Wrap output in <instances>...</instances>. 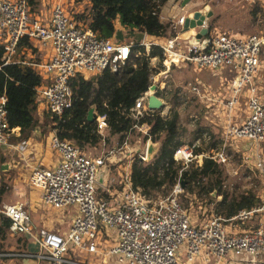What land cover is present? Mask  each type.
I'll list each match as a JSON object with an SVG mask.
<instances>
[{
	"label": "built area",
	"instance_id": "obj_1",
	"mask_svg": "<svg viewBox=\"0 0 264 264\" xmlns=\"http://www.w3.org/2000/svg\"><path fill=\"white\" fill-rule=\"evenodd\" d=\"M256 1L264 8V0ZM63 3L64 0L53 3L45 0V5H51L49 13L32 14L28 0H0V44L5 48L6 63L18 62L39 71L44 80L37 87L40 108L61 116L73 103V78L79 74L87 78V73L98 75L107 68L116 71L130 59L135 44L144 46L147 53L152 46H158L165 55L159 73L162 78L152 69L149 88L137 98L130 112L131 117L138 120L135 128L146 136L151 127L140 122L145 115L156 112L167 118L171 114L163 96L167 83L162 81L170 76L172 67L189 64L212 70L217 75L216 69L233 67L236 75L231 81L221 78L218 87L227 97L222 106L223 111L227 109L221 135L223 147L212 150L210 155L209 151L196 153L200 146L197 139L192 145L181 144L174 157L183 164V170L195 160H199L197 166H202L203 157L222 164L227 162L229 143L233 147L250 141L246 157L264 180V80H256L258 71L264 67V31L239 36L216 28L210 30L209 18H206L198 27L199 32L207 29L206 34L201 38L192 35L193 39H184L181 33L187 30L184 26L188 17L183 14L170 21L174 35L157 37L158 43L147 41V37L141 44L117 43L115 35L102 37L88 22L81 20L80 8L74 7L68 12ZM160 18L169 21L162 12ZM24 38H28L34 48L24 47L22 51H29L32 56L28 60L16 59ZM43 48L48 56L40 53ZM36 54H40V60ZM191 91L205 101L213 102L217 98L216 90L205 83L191 84ZM152 95L164 103L162 109L150 108ZM240 96L245 98L247 106V115L241 122L242 114L236 110ZM95 115L97 130L106 144L107 116L99 115L96 108ZM19 132L20 127L10 126L7 96L0 95V146L23 157L28 140L13 142ZM211 138L210 133H204V139ZM49 140L58 161L53 167L36 165L28 184L41 191L44 205L57 211V217L74 210L68 230L37 228L25 203L0 206V213L10 219L11 235L28 237L39 244L40 251L30 256H36L45 264H91L77 258L83 251L95 255L94 258L102 254L105 264L112 261L118 264H264V194L263 202L257 207L241 209L229 218L212 212L195 223L180 199L185 192L181 176L167 196L153 199L133 187L132 162L123 173L120 170L119 189L114 188L116 178L111 179L110 173L106 184L97 181L99 168L112 162L116 156L114 151L108 156H89L70 140L61 139L55 131ZM151 141L149 137L146 147L137 151L143 162H149L147 149ZM125 152L131 154L132 150ZM100 186L108 191L109 198H98ZM48 213L50 215L49 210ZM110 237L116 244L104 251Z\"/></svg>",
	"mask_w": 264,
	"mask_h": 264
},
{
	"label": "trees",
	"instance_id": "obj_2",
	"mask_svg": "<svg viewBox=\"0 0 264 264\" xmlns=\"http://www.w3.org/2000/svg\"><path fill=\"white\" fill-rule=\"evenodd\" d=\"M44 1L28 0L29 12L41 13ZM73 1L80 4L85 0ZM168 1L90 0L88 10H82L79 16L102 37H113L118 22L126 29L145 31L155 37H167L169 34L174 35V32L170 22L161 20L160 13ZM24 47L34 48V45L28 38H24L20 42L19 51ZM154 57L162 62L164 51L158 46H152L151 52L147 53L144 46L135 44L130 59L116 71L107 68L91 78L79 74L71 81L72 106L59 116L47 109L39 110L37 87L44 83L39 71L33 66L18 62L6 63L5 48L0 44V95L7 96L10 126L20 127V131L28 135L37 127L45 134L54 130L61 139L70 140L84 152L98 147L102 142L97 122L88 120L89 110L95 107L99 115L107 116V140L117 136L118 142L122 144L136 130L138 120L131 117L130 112L137 98L150 86L153 69L151 59ZM140 122L151 127L145 139L151 137L153 142H160V148L149 162H143L138 156L134 158L131 176L135 189L139 188L147 196L154 197L162 190L171 192L181 176L186 182L185 196L205 195L210 201H213L214 193L222 196L217 201L216 211L227 218L236 215L241 209H252L263 202L262 188L260 191L250 189L239 193L225 190L222 171L218 163L210 157L204 159L202 166L183 170V164L178 163L174 157L176 149L182 144L178 111H174L167 118L156 112L150 113ZM211 133L215 136L214 131ZM200 150L202 149H197L196 153H200ZM6 160V156L0 155V164ZM3 190L1 188L0 193ZM99 190L100 188L97 191L98 198L106 199V193L99 195ZM10 223V219L0 213L1 238L6 239Z\"/></svg>",
	"mask_w": 264,
	"mask_h": 264
},
{
	"label": "rangeland",
	"instance_id": "obj_3",
	"mask_svg": "<svg viewBox=\"0 0 264 264\" xmlns=\"http://www.w3.org/2000/svg\"><path fill=\"white\" fill-rule=\"evenodd\" d=\"M172 1L175 5H177L179 8H183L184 4L182 5L180 2L176 0H169ZM168 1V2H169ZM65 3L64 6L68 12L74 7H76V4L73 3V0H64ZM167 2V3H168ZM167 3L163 6L166 7ZM208 6L206 7L207 11H211L213 14L209 18V28L210 30H213L214 28L226 31L229 33H234L239 36H247L249 34H257L262 33L264 31V8L263 6L257 2L256 0H207ZM190 4V3H189ZM187 4V5H189ZM88 5V4H87ZM87 5H83L81 10L86 11ZM185 5V8L187 7ZM48 8V7H47ZM162 8V9H163ZM42 9H45L44 7ZM203 11L205 9H202ZM256 14H254V12ZM174 18L179 17V14L168 16V18ZM169 22V21H166ZM198 30V28H196ZM184 33V32H182ZM181 33V34H182ZM189 33L193 34V30L190 32L188 31L186 35ZM199 33V30L196 32ZM195 33V34H196ZM192 34L186 37H182L184 39H193ZM171 35L169 34L170 37ZM182 36V35H181ZM163 38V37H162ZM159 38L155 36L147 37V41H154L158 43ZM41 54L48 56V52L46 49H42L40 51ZM32 55L28 52L18 51V54L16 55V59H25L28 60L31 58ZM263 63H264V55L262 57ZM151 62L154 63L153 69L155 71V74L158 75L159 79L162 78L160 71L162 69L161 61L158 57L152 58ZM163 65V64H162ZM188 65V64H186ZM181 65L179 67H172V70L169 72L170 76H168L167 79H164L162 82H166V90L164 92V98L166 100V103L168 104V109H170L171 113L174 111H178L180 113V125H181V136L180 139L184 143H187L189 145H192L195 143L197 139H200V150L208 152L209 155L212 150H216L218 148L223 147V142L221 139L222 130H224V127L220 126L219 122L222 120H218V116L212 111V109L205 107L201 102L199 101V96H197L195 93L191 92L188 89V84L191 80H193L197 75H211L212 70L207 69H199L194 66H184ZM218 74L222 77H228V80H232L233 77L236 75V70L233 67H224L216 69ZM87 78H91L94 75L91 73L86 74ZM220 79V77L218 76ZM256 80L261 81L264 80V67L258 71L256 75ZM210 83V82H209ZM239 105L236 107V110L240 111L242 114V117H246L247 113V106H246V100L244 97H239ZM227 112V109L224 111V114ZM222 127V128H221ZM53 131V130H51ZM214 131L215 136H212ZM108 132L105 133L106 137V144L101 142V144L96 148H90L85 150L84 152L89 156H97V155H106L108 156L110 151H114L115 157L112 160V162H108L107 165L110 166V178H116V184H114V188H120V170L121 173H123L126 169L129 168L130 162L133 163V160L135 157L138 156L137 151H142L147 144V140L145 139V134L136 129L135 131H132L124 140L122 144H120L118 141L119 139L117 136L112 137L110 141L107 140L108 138ZM204 133H210L212 138L204 139ZM126 142V144H125ZM153 142V141H151ZM159 144L160 142H155ZM215 143V145H214ZM244 142L238 143L234 145L233 147L229 145V150L226 147V151L228 154L227 162L218 164L219 169L222 171V178H223V184L224 189L229 191V193H239L245 190L255 189L256 191H260L261 188L263 189L262 194L264 193V180L261 177L259 171L256 170V168L253 166L252 162L250 163L248 161V158L246 157L247 151L245 146L243 145ZM197 148V149H199ZM4 148L0 146V155L2 157L1 151ZM128 149L132 150V153H126ZM262 150L264 151V142L262 143ZM7 152V151H6ZM14 158H17L19 161V158L17 155L14 156ZM207 158V157H206ZM8 159V157H6ZM203 159H205L203 157ZM204 163V160L201 161ZM9 163L7 160L4 163L0 164V189L3 188L4 190L0 193V206H2L3 203L8 202H17L20 201L22 198L19 193H31L33 191V188L30 187L28 184L30 174L33 169H30V171H27L26 177L23 175H20L21 172H25V169H22L21 172H16L14 169H1L3 164ZM199 163L198 161H194L187 169H190L192 167H199L197 165ZM21 166V165H20ZM132 169V167H131ZM119 170V171H118ZM18 176H21V180L17 178ZM23 182V183H22ZM25 188H23V187ZM19 193H18V192ZM106 193L107 198L110 197V194L108 191L105 190L103 186H100V190L98 192L99 195H102ZM170 192H167L166 190H162L159 193L156 194V196L152 197L153 199L158 197H165ZM183 192L180 196V199L184 205L185 208L188 209L191 217L193 220H195V223L201 222L204 218L211 215V213H217L216 211V204L217 201L222 199V196H217L216 193L213 194V201L209 199V197L204 196H197V195H189L184 194ZM4 205V204H3ZM45 209V213L48 216L57 217L53 209L45 206L43 207ZM48 210L50 212V215L48 213ZM30 214L33 216L34 219L36 217H39L38 212L36 211H29ZM52 213V214H51ZM66 216V220L69 221L72 220L74 210L70 209L66 213H64ZM69 215V216H68ZM112 237H114V234H111ZM108 242L104 247V251L110 250L116 242H114L111 237L110 239H107ZM34 241L29 239L28 237L24 236H13L10 234L7 235L6 239H3L0 237V253H36L38 250V247L32 248L27 247L28 243ZM27 245H26V244ZM95 256V255H94ZM94 256H90L84 251L82 252L81 256H78L77 258L82 260L86 259L91 264H105L104 263V256L102 254H99L97 258H94ZM29 256H10V257H4L0 256V264H34L33 259H29ZM93 262V263H92ZM112 264H118L116 261H112ZM185 264H194L190 262H186Z\"/></svg>",
	"mask_w": 264,
	"mask_h": 264
},
{
	"label": "crops",
	"instance_id": "obj_4",
	"mask_svg": "<svg viewBox=\"0 0 264 264\" xmlns=\"http://www.w3.org/2000/svg\"><path fill=\"white\" fill-rule=\"evenodd\" d=\"M57 0H50V2H55ZM185 0H182L180 3L183 5V8H179L177 5H175L174 3H172V1H169L166 5V7H164L162 9V13L164 15L171 16V15H175V14H179L183 15V14H187V17H190V14L195 13L196 11H202V9H206V7L208 6L207 0H188L186 3H184ZM74 3V1H73ZM190 3V4H189ZM76 7L79 9H81L83 7V5H90V0H85L84 2L78 4L75 3ZM189 4V5H187ZM185 5H187V7L185 8ZM43 7L45 9H42L41 12L43 14H48L49 13V9L51 7L50 4H43ZM48 7V8H47ZM177 18V17H176ZM169 22L172 20H175L174 16H172V18L168 19ZM119 29H123L126 30V28H124L123 26H121V24L118 22L116 24V31ZM193 30V34L189 33L188 35H186V33L189 31ZM198 30L195 28H191L189 30H185L184 33H182V37H186L188 38V36L190 34L197 35ZM196 33V34H195ZM147 37H150V35L147 34ZM28 53H30L29 51H27ZM31 55V53H30ZM36 56L39 57L38 54H36ZM184 66H189L186 64H182ZM183 66V67H184ZM192 66V65H191ZM218 76L220 77V79L218 78ZM221 78L224 79H228V77H222L219 74L217 75L216 73L214 74V72H211V75L207 76L204 74L203 75H197L193 80H191L188 84V89L191 91V84H196V83H205L210 85L211 87H213L214 90H216V95L217 98L216 100H214L213 102H209V101H205V99H199V101L201 102V104H203L205 107H208L210 109H212V111H214V113L218 116V120L222 119L219 124L220 126L225 128L226 125V121H225V117L226 115L224 114L223 111V103L225 100H227V97L225 94V91H221L218 89V87L220 86L221 83ZM210 82V83H209ZM218 91V92H217ZM192 92V91H191ZM222 92V93H220ZM220 96V98L218 97ZM39 110H44L42 108L39 107ZM245 117H243V119H240L239 122H241L242 120H244ZM238 121V119H237ZM221 127V128H222ZM224 131V130H222ZM53 131H49L48 133H44L43 130L40 127H37L34 129V131L32 132L31 135H28L26 132H19V134L17 136L14 137L13 142L17 143L18 141L22 140V139H27L28 140V146H27V150L23 153V157H21L22 155L19 153H15V151H8L7 149H3L1 151L2 155L8 157L7 161L9 163L7 164H3L2 166L4 167V169H14L16 172H21L22 169H25V172H21L20 175H23L24 177H26L27 175V171L29 172L30 169H33L36 165L38 164H44L48 167H53L56 165L57 161H58V155L53 151L51 145H50V136L53 134ZM182 141V139H181ZM184 142L182 141V144ZM7 151V152H6ZM17 155L19 158V161L17 158H14V156ZM21 165V166H20ZM17 178H19V180H21V176H18ZM23 183V182H22ZM23 187V186H22ZM25 188V187H23ZM18 192V191H17ZM19 193V192H18ZM19 195L22 197L20 199V201L17 202H8V203H3V204H14V203H25L26 207L29 211H36L38 212L39 217H36V219L33 218V223L37 228L40 227H47L50 229H59L60 231H66L68 230L70 224H71V219L69 221H67L65 218L67 216V214H63L60 217H52V216H48L45 213V209L43 207H45L42 197H41V191L38 189H33V191L31 193H24L23 190L21 193H19ZM2 204V205H3ZM69 216V215H68ZM34 248L38 247V250L40 251V246L39 244L34 240L28 243L27 247H31ZM37 251V252H39ZM36 252V253H37ZM29 254H35V253H14V252H10V253H0V256H4V257H10V256H29V259H33L34 264H45L42 260H40L39 258H37L36 256H30ZM231 264H235V263H231Z\"/></svg>",
	"mask_w": 264,
	"mask_h": 264
},
{
	"label": "water",
	"instance_id": "obj_5",
	"mask_svg": "<svg viewBox=\"0 0 264 264\" xmlns=\"http://www.w3.org/2000/svg\"><path fill=\"white\" fill-rule=\"evenodd\" d=\"M188 0H185L184 3H186ZM207 9V8H206ZM202 10V11H196L195 13H191L190 17L187 18V21L185 23L184 28L185 29H191V28H198L200 25L203 24V21L206 18H210V16L213 14L211 11H207V10ZM207 29H202L198 34H197V38H201L202 35L207 33ZM116 37V42L117 43H122L124 41H135L139 44H141L147 37V33L145 31H141V30H135V29H119L116 31L115 34ZM154 89L156 88L155 86L153 87ZM149 106L152 109H162L164 107V103L156 96V95H152L150 97L149 100ZM88 120L90 122H95L96 120V115H95V107H92L89 110L88 113ZM251 142L247 141L244 142L243 145L245 146L246 150H248L251 147ZM159 144L155 143V142H150L148 144V149H147V156H148V161H151L154 156L156 155V153L159 150ZM1 169H4V167L2 166ZM109 172H110V166L109 165H104L101 166L97 172V181L104 185L106 184V181L108 179L109 176ZM186 186V182L183 181V187Z\"/></svg>",
	"mask_w": 264,
	"mask_h": 264
}]
</instances>
